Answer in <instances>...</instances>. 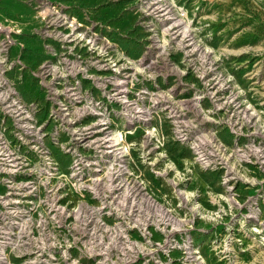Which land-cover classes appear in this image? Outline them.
I'll return each instance as SVG.
<instances>
[{
    "label": "rangeland",
    "instance_id": "rangeland-1",
    "mask_svg": "<svg viewBox=\"0 0 264 264\" xmlns=\"http://www.w3.org/2000/svg\"><path fill=\"white\" fill-rule=\"evenodd\" d=\"M0 264H264V0H0Z\"/></svg>",
    "mask_w": 264,
    "mask_h": 264
}]
</instances>
